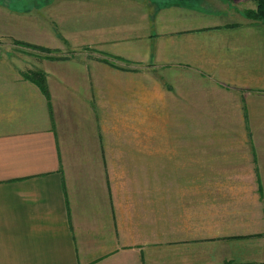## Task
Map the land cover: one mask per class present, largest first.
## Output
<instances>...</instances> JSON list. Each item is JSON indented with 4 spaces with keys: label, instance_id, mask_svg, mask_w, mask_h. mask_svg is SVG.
<instances>
[{
    "label": "crops",
    "instance_id": "crops-1",
    "mask_svg": "<svg viewBox=\"0 0 264 264\" xmlns=\"http://www.w3.org/2000/svg\"><path fill=\"white\" fill-rule=\"evenodd\" d=\"M129 5L136 9L134 17L121 15L114 23L132 19L129 22L141 26L134 33L122 29L99 36L90 32L89 25L76 24L86 31V36L81 32L72 37L87 48L72 52L79 62L71 58L52 64L53 68L0 67V264L243 261L238 239L230 238L236 230L233 210L225 213L231 222L217 218L223 213L216 214V198L202 206L198 202L203 197L194 199L190 190L172 194L179 200L171 212L178 215L180 230L175 223L170 233L158 234L163 227L159 215L161 211L168 215L172 199H161L166 194L159 193L152 169L150 174L141 172L142 149H135V159L128 164L121 156L126 154L111 148L106 125L113 122L109 92L116 86L111 77L114 66L134 74L147 67L118 66L106 53L150 61L152 99H178L184 117L196 115L198 123L247 125V131L236 133L235 146L238 155L252 157L254 181L263 196L264 130L255 126H264V118L255 117L264 115V22L246 15L256 9V0H139ZM98 9L113 10L105 3ZM125 9L121 7L122 14ZM25 24L20 28L24 37L29 27ZM7 28H13L12 21ZM24 42L43 45L30 36ZM21 49L30 53L24 46ZM32 72L44 75L45 90L40 86L43 79H32ZM134 83L141 84V79ZM163 86L172 95L160 94ZM135 90L147 99L142 86ZM123 108L114 107L113 123H123ZM221 151L229 153V148ZM169 182L174 188V180ZM180 184L183 188L186 183ZM225 198L230 208L237 203L233 194ZM153 227L156 240L144 238ZM160 235L165 236L161 242ZM176 239L182 243L176 244ZM179 253L185 259H174Z\"/></svg>",
    "mask_w": 264,
    "mask_h": 264
},
{
    "label": "rangeland",
    "instance_id": "rangeland-1",
    "mask_svg": "<svg viewBox=\"0 0 264 264\" xmlns=\"http://www.w3.org/2000/svg\"><path fill=\"white\" fill-rule=\"evenodd\" d=\"M136 1L139 0H0V67H11L16 64L20 67L46 66L53 68L54 65L52 64L71 58L74 62H79V57H75L74 53L80 51L79 48L83 51L87 48L81 47L80 40L74 41L73 38L74 35L77 36L81 32H85L86 36V31L76 28V24L89 25L90 32L95 31V34L99 36L100 33L106 31L117 33L122 29L132 30L134 33L141 26L129 22L133 21L132 19L127 20L124 24L114 23V21H120L121 15L125 17V15L129 16L131 14L134 17L136 9L129 4H134ZM103 3L112 5L113 10L100 11L98 7ZM121 7H126L127 12L122 14ZM91 8L97 11H92ZM136 17L138 19V13ZM10 21H12L13 28H7ZM22 22L29 25L25 29L27 32H24L25 37L22 29H20L23 26ZM119 35H111L110 37L116 38ZM27 36L36 38L38 41L41 40L43 45H36L31 42L25 43L24 40ZM83 41L81 39V43ZM78 45L80 47H77ZM21 46L28 49L27 51L30 53L24 52ZM121 47L130 50L128 44H121ZM111 53H106V55L111 57L118 66L125 65L134 69L142 63L143 67H147V69L143 68L142 74L139 72L134 74L114 66L115 69L112 70L111 77L112 84L116 86L112 87L109 92L110 101L112 102L109 114L114 122V107L119 108V105H122L126 115L123 123L121 120V123L115 124L112 122L106 125L110 128L111 148L119 149L120 153L126 154L121 156L127 159V162L126 159L124 160L128 164L135 159V156H133L135 149H142L143 166L141 172L150 174L152 169L154 171L153 178L159 181V193L166 194L161 199L164 198L166 202V197L172 199L167 206V208L169 207L168 215L164 216V211H161V215H159L158 223H162L163 227L160 228L158 234L159 232L163 235L170 233L174 228L172 224L175 223L176 229L180 230L181 224L178 221V215L175 211L171 212L174 208L176 209L179 200H175L172 194L176 197L178 191L190 190L194 199L203 197L202 201L198 202L202 206L208 205L210 197L216 198L218 200L216 214L220 211L224 215H217L216 217L225 222H231L230 219L232 218L227 216L229 219H226L225 213L233 210L232 221L234 220L236 230H233L234 232L230 238H237L239 241L241 247L239 253L240 256L242 255L243 260H240L239 264H244L248 260L250 263L253 261L252 264H264V194L261 196L262 188L257 187L254 181L255 173L253 172L252 157L238 155L235 146L236 133L247 131L248 126L241 123H198L199 118L196 115L184 117L182 115L183 108L178 107V99L170 97L165 101L161 100L162 102L152 99L150 61L139 62L135 59L126 58L122 54L115 55V53ZM94 64L103 66V64L95 62ZM84 67L86 68V65H83ZM139 79H141V84L134 83V80ZM140 86L146 91L144 96L147 99H141L139 92L135 90V87ZM123 89L125 92L122 91ZM161 93L169 94L168 96L172 95V92L170 94L166 87L163 91H160ZM159 104L160 106H158ZM261 117L264 118L262 113L255 118L261 120ZM200 119L206 120L209 118L203 117ZM255 127L258 130H264L262 125ZM222 148H229V153H223ZM208 152H215L216 154L207 155ZM262 159L264 160V157H261ZM260 163V167L264 168V161ZM129 169L136 177L134 167ZM215 177L220 180L217 182L222 184V187L214 181ZM178 179H181V181H178ZM169 180H174L175 187L172 189L169 187L172 186ZM180 183L186 184L183 188H180ZM147 187H149L148 184ZM227 191L229 195L233 194L237 197V203L232 208H230L229 202L225 203L227 201L225 197L229 196L226 195ZM142 197L146 199L144 194ZM205 199L208 200L203 203ZM228 206L229 208H227ZM172 213L176 220L173 218ZM220 232L224 233L222 230ZM151 236L155 241V227L151 232L148 231L144 238L151 239ZM164 237L159 236L160 242ZM225 238L223 236L222 240L224 242ZM176 241H178L176 244L182 243L181 239H176ZM191 253L193 252L191 251ZM163 254L165 253H159L161 256ZM175 255L174 259H185L182 253H179V258H175Z\"/></svg>",
    "mask_w": 264,
    "mask_h": 264
},
{
    "label": "trees",
    "instance_id": "trees-1",
    "mask_svg": "<svg viewBox=\"0 0 264 264\" xmlns=\"http://www.w3.org/2000/svg\"><path fill=\"white\" fill-rule=\"evenodd\" d=\"M248 18L251 19H255V20H261L264 21V0H257V7L255 10H249L246 13ZM43 50V49H41ZM49 51V50H48ZM31 76L33 78H40L43 79L40 83V86L43 90H45L44 86H45V82H44V75H42L41 73L38 74V72L32 73Z\"/></svg>",
    "mask_w": 264,
    "mask_h": 264
}]
</instances>
